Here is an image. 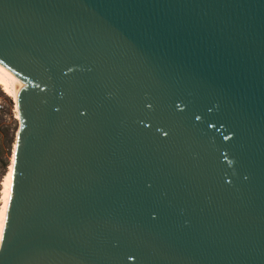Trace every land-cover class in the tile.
<instances>
[{
	"label": "water",
	"instance_id": "1",
	"mask_svg": "<svg viewBox=\"0 0 264 264\" xmlns=\"http://www.w3.org/2000/svg\"><path fill=\"white\" fill-rule=\"evenodd\" d=\"M0 67V264H264V0H0Z\"/></svg>",
	"mask_w": 264,
	"mask_h": 264
},
{
	"label": "bare ground",
	"instance_id": "2",
	"mask_svg": "<svg viewBox=\"0 0 264 264\" xmlns=\"http://www.w3.org/2000/svg\"><path fill=\"white\" fill-rule=\"evenodd\" d=\"M0 91L4 94V96L12 100L14 106L13 107L14 119L17 122H19V129L16 133L15 140L12 146V158H11L10 166L1 183V192H0L1 195L0 244H1L3 238L4 224L12 196L14 171H15V163H16V152H17L18 139L21 129V117H20V108H19L20 84L15 76H13L12 74H10L1 67H0Z\"/></svg>",
	"mask_w": 264,
	"mask_h": 264
},
{
	"label": "rangeland",
	"instance_id": "3",
	"mask_svg": "<svg viewBox=\"0 0 264 264\" xmlns=\"http://www.w3.org/2000/svg\"><path fill=\"white\" fill-rule=\"evenodd\" d=\"M0 192L1 183L8 171L12 158V146L19 122L14 119L12 100L0 91ZM1 198V195H0Z\"/></svg>",
	"mask_w": 264,
	"mask_h": 264
},
{
	"label": "built area",
	"instance_id": "4",
	"mask_svg": "<svg viewBox=\"0 0 264 264\" xmlns=\"http://www.w3.org/2000/svg\"><path fill=\"white\" fill-rule=\"evenodd\" d=\"M0 109H1V106H0Z\"/></svg>",
	"mask_w": 264,
	"mask_h": 264
}]
</instances>
